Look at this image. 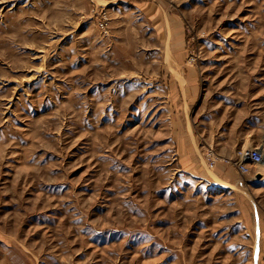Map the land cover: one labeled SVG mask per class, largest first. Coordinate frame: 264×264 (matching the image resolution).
<instances>
[{
    "label": "rangeland",
    "instance_id": "rangeland-1",
    "mask_svg": "<svg viewBox=\"0 0 264 264\" xmlns=\"http://www.w3.org/2000/svg\"><path fill=\"white\" fill-rule=\"evenodd\" d=\"M243 148L264 0H0V264H264Z\"/></svg>",
    "mask_w": 264,
    "mask_h": 264
},
{
    "label": "built area",
    "instance_id": "built-area-1",
    "mask_svg": "<svg viewBox=\"0 0 264 264\" xmlns=\"http://www.w3.org/2000/svg\"><path fill=\"white\" fill-rule=\"evenodd\" d=\"M98 26L104 35L109 33V19L99 14ZM264 161V152L259 148H243L236 154L235 166L243 176L251 174V167L261 165Z\"/></svg>",
    "mask_w": 264,
    "mask_h": 264
},
{
    "label": "crops",
    "instance_id": "crops-1",
    "mask_svg": "<svg viewBox=\"0 0 264 264\" xmlns=\"http://www.w3.org/2000/svg\"><path fill=\"white\" fill-rule=\"evenodd\" d=\"M100 1H106V0H100Z\"/></svg>",
    "mask_w": 264,
    "mask_h": 264
},
{
    "label": "water",
    "instance_id": "water-1",
    "mask_svg": "<svg viewBox=\"0 0 264 264\" xmlns=\"http://www.w3.org/2000/svg\"><path fill=\"white\" fill-rule=\"evenodd\" d=\"M258 178H260V177L258 176Z\"/></svg>",
    "mask_w": 264,
    "mask_h": 264
}]
</instances>
